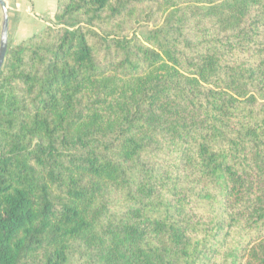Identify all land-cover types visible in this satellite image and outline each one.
Masks as SVG:
<instances>
[{
	"label": "trees",
	"instance_id": "16d2710c",
	"mask_svg": "<svg viewBox=\"0 0 264 264\" xmlns=\"http://www.w3.org/2000/svg\"><path fill=\"white\" fill-rule=\"evenodd\" d=\"M0 264H264V0H57L9 45Z\"/></svg>",
	"mask_w": 264,
	"mask_h": 264
},
{
	"label": "crops",
	"instance_id": "0c3cea01",
	"mask_svg": "<svg viewBox=\"0 0 264 264\" xmlns=\"http://www.w3.org/2000/svg\"><path fill=\"white\" fill-rule=\"evenodd\" d=\"M9 13V45L16 46L42 31L54 20L57 0H6ZM3 13L0 7V41Z\"/></svg>",
	"mask_w": 264,
	"mask_h": 264
},
{
	"label": "water",
	"instance_id": "95a60500",
	"mask_svg": "<svg viewBox=\"0 0 264 264\" xmlns=\"http://www.w3.org/2000/svg\"><path fill=\"white\" fill-rule=\"evenodd\" d=\"M0 7L3 13V21H2V34L0 41V73L2 71L5 58L9 48V13L6 5V0H0Z\"/></svg>",
	"mask_w": 264,
	"mask_h": 264
},
{
	"label": "rangeland",
	"instance_id": "374dc122",
	"mask_svg": "<svg viewBox=\"0 0 264 264\" xmlns=\"http://www.w3.org/2000/svg\"><path fill=\"white\" fill-rule=\"evenodd\" d=\"M151 25L150 24H147V23H141L139 25H135L130 31L129 33L133 34H137L139 37H143V36H146L148 34V32L150 31L151 29Z\"/></svg>",
	"mask_w": 264,
	"mask_h": 264
}]
</instances>
